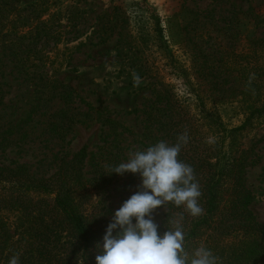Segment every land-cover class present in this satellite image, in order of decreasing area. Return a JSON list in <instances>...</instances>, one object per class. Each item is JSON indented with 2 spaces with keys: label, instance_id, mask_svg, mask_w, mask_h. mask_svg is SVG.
<instances>
[{
  "label": "rangeland",
  "instance_id": "374dc122",
  "mask_svg": "<svg viewBox=\"0 0 264 264\" xmlns=\"http://www.w3.org/2000/svg\"><path fill=\"white\" fill-rule=\"evenodd\" d=\"M6 1L26 11L39 5L46 20L54 15L51 25L62 33V41L55 48L53 43L46 46L42 41L36 54L53 57L55 64L48 66L47 72L75 92L74 124L58 137L49 125L56 122L54 116L63 102L56 101L32 114L37 105L35 87L23 81L18 68L9 61V51L0 48L5 66L2 81L7 84L0 125L17 126L18 132L6 136L7 141L0 146V163L6 166L26 164L38 176L48 178L85 146L98 159L101 154L105 158L112 153L119 158L118 166L128 160L130 151L144 150L160 140L173 144L153 130L156 126L147 130L145 117L135 113L152 104L155 89L162 91L161 85L155 88L156 82L169 85L176 95L182 107L178 120L192 128L203 124L197 138L207 143L217 139L204 126L202 105L208 113H216L226 128L233 129L245 122V107L264 98V0ZM115 8L129 19L128 31L136 39L139 53L125 49L120 53L124 55L118 56V32L100 43L110 34L102 28L111 24L109 15ZM158 25L185 73L175 74L167 59L160 56L167 53L156 43ZM17 26L22 30L21 20ZM12 38L16 40V35ZM136 54H147L153 62L150 73L144 71ZM133 73L141 78L138 86H134ZM252 74L254 79L249 84ZM102 116L109 117L114 125L105 124ZM4 137L0 133V142ZM238 144L239 152L247 153L255 162L248 169L247 186L254 196L251 209L264 226V117L254 121L238 138ZM95 163H88L87 178L93 177ZM113 174L107 199L111 215L141 183L139 174ZM164 213L163 206L153 212L157 224Z\"/></svg>",
  "mask_w": 264,
  "mask_h": 264
},
{
  "label": "trees",
  "instance_id": "16d2710c",
  "mask_svg": "<svg viewBox=\"0 0 264 264\" xmlns=\"http://www.w3.org/2000/svg\"><path fill=\"white\" fill-rule=\"evenodd\" d=\"M38 6L31 7V11L19 10L13 2L0 0V48L9 51V61L18 68L23 81L35 87L37 105L32 114L56 101L63 102L64 106L54 116L56 122L49 125L53 133L63 137L74 124L75 92L47 72V67L55 64L53 57L36 54L40 42L46 46L53 43L55 48L62 41V33L54 31L51 25L54 15L46 20ZM25 11L27 13L21 15ZM119 12L120 9L115 8L110 13L111 24L102 28L110 34L101 38L100 43L107 42L108 37L118 32L117 55L123 56L120 53L125 49L139 53L136 39L128 31L129 19ZM20 20L22 30L17 26ZM156 43L167 53L160 56L167 59L175 74L185 73L171 54L159 25ZM136 56L144 71L150 73L148 69L154 64L147 54ZM4 69V60L0 57V107L6 106ZM160 85L162 91L155 89L152 104L135 113L145 117L147 130L156 126L153 130L173 144L178 135L187 132L188 142L178 159L194 169L204 212L192 217L183 207L177 208L169 202L158 232L162 235L170 227L168 220L183 212L185 247L189 252L203 244L219 257L218 264H264V226L251 209L254 196L247 186L248 169L255 162L249 160L247 153L239 152L238 144V138L254 121L264 117V98L245 107V122L233 129L226 128L216 113H208L202 105L201 112L206 114L204 126L217 139L207 143L202 142V137L197 138V134L201 136L203 124L192 128L190 123L178 120L182 107L176 95L169 85L154 84L155 88ZM4 115L10 116L7 112ZM102 117L105 124L114 125L109 117ZM16 128L0 125V133L5 136L0 146L7 141L6 136L18 134ZM99 156L102 160L85 146L48 178L38 176L26 164L11 167L0 163V264H8L17 253L19 264H96V244L102 243L113 217L107 199L115 175L114 172L109 174L105 166L115 167L119 159L112 153L105 158L102 154ZM91 160L96 162L94 175L87 178Z\"/></svg>",
  "mask_w": 264,
  "mask_h": 264
},
{
  "label": "clouds",
  "instance_id": "9594fccd",
  "mask_svg": "<svg viewBox=\"0 0 264 264\" xmlns=\"http://www.w3.org/2000/svg\"><path fill=\"white\" fill-rule=\"evenodd\" d=\"M140 79L133 73L134 86ZM252 79L254 74L249 84ZM187 142L184 132L174 144L160 140L144 150L130 151L128 160L118 166H105L109 174H139L141 183L115 211L102 243L97 242L96 264H218L219 257L203 244L191 252L186 249L183 212L168 220L170 227L162 235L153 219V212L169 202L192 217L204 212L194 169L178 159ZM8 264H19V254L12 255Z\"/></svg>",
  "mask_w": 264,
  "mask_h": 264
}]
</instances>
